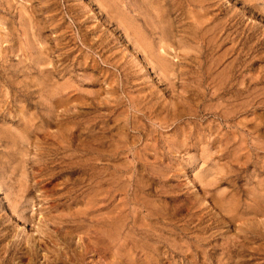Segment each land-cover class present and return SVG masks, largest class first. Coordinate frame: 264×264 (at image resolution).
I'll return each instance as SVG.
<instances>
[{"label": "rangeland", "instance_id": "1", "mask_svg": "<svg viewBox=\"0 0 264 264\" xmlns=\"http://www.w3.org/2000/svg\"><path fill=\"white\" fill-rule=\"evenodd\" d=\"M0 264H264V0H0Z\"/></svg>", "mask_w": 264, "mask_h": 264}]
</instances>
